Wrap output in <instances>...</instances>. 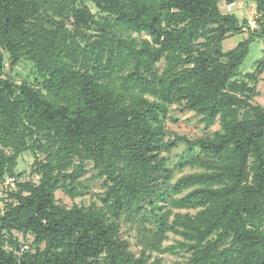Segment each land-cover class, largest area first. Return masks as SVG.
Returning a JSON list of instances; mask_svg holds the SVG:
<instances>
[{
	"label": "trees",
	"instance_id": "16d2710c",
	"mask_svg": "<svg viewBox=\"0 0 264 264\" xmlns=\"http://www.w3.org/2000/svg\"><path fill=\"white\" fill-rule=\"evenodd\" d=\"M86 1L104 16L96 19ZM254 1L256 30L222 13L219 0H0L11 62L25 56L43 77L42 86L4 77L0 50V178L24 151L47 152L35 161L39 179L18 181L0 208V264H145L112 227L167 199L162 152L176 102L207 123L219 120L230 141L210 143L209 170L172 186L180 193L198 185L173 201L199 209L183 222L195 242L187 264H264V107L251 104L254 87L237 79L251 42L264 43V0ZM46 5L94 25L96 41L81 46L63 22L37 25ZM243 27L247 37L223 51L221 42ZM141 33L148 38L134 36ZM257 64L264 68V57ZM89 159L105 177L102 205H59L57 190L80 194L73 183ZM155 224L159 237L173 227L163 213ZM15 232L33 236L27 249Z\"/></svg>",
	"mask_w": 264,
	"mask_h": 264
},
{
	"label": "rangeland",
	"instance_id": "374dc122",
	"mask_svg": "<svg viewBox=\"0 0 264 264\" xmlns=\"http://www.w3.org/2000/svg\"><path fill=\"white\" fill-rule=\"evenodd\" d=\"M86 5L94 14L96 19L104 16L96 6L86 1ZM219 8L222 13H232L239 23H247L249 29H257V19L260 14L256 11V3L254 0H219ZM80 6V5H79ZM63 11H54L46 7L42 11L40 18L33 20L37 25H51L52 23L63 22L64 30L73 34L76 41L81 46L90 45L92 41H96V30L94 25L81 24L78 25L72 17L68 8ZM264 25V18L262 19ZM247 27H243L240 32L234 33L226 37L221 42L223 51L232 49L241 40L247 37ZM140 40L148 38L145 33L134 34ZM0 50L3 54V74L16 84L27 81L35 86L43 85V77L38 72L34 63L25 56H19L16 63H12L9 52L4 46L0 37ZM264 57L263 40L257 37L250 44L249 52L240 66L237 79L246 80L249 85L254 87V92L250 102L253 105L264 107V68L258 66V61ZM83 60L76 61L77 66H81ZM161 66V64H159ZM247 73H252L248 78ZM183 102H176L169 106L168 116L165 121L167 142L166 149L162 152L165 157V165L170 173L167 182V199H156V203L160 205V209L148 210L142 209L135 219L119 218L117 223L113 222V229L117 232L119 241L125 240L129 245V250L135 257H142L145 264H187L193 256L195 242L188 236L184 221L186 217H194L198 208H181L173 203L179 197L184 195L190 189L197 187L194 185L180 193H174L172 186L182 177L206 172L210 168V161L213 158V146H227L230 141L220 126L219 120L214 122H205L201 116L184 109ZM195 139H201L204 144H190ZM215 142V143H214ZM43 143L48 145L50 140L43 139ZM217 144V145H216ZM1 148V146H0ZM47 152L39 150L37 154L26 150L18 157L14 167L13 174H6L0 183L4 182L7 177H16L14 186L9 184L0 187V208L4 207L6 201L9 200L7 192L17 187V182L37 181L40 177L34 170L35 161L45 160ZM78 164L75 159L73 164L67 169L70 172L74 166ZM78 178L73 186L77 187L80 194L71 197L64 190H57L55 198L59 205L71 207L74 204L84 207L102 205V197L106 185H104V176L101 174V168L95 160H86L84 167L77 168ZM2 179V180H1ZM163 213L167 226L163 236L156 235V216ZM183 223V224H182ZM14 236L23 243L22 249H27L33 241V236L28 234L23 236L15 232ZM227 238L221 247L228 244Z\"/></svg>",
	"mask_w": 264,
	"mask_h": 264
},
{
	"label": "built area",
	"instance_id": "2783aa9c",
	"mask_svg": "<svg viewBox=\"0 0 264 264\" xmlns=\"http://www.w3.org/2000/svg\"><path fill=\"white\" fill-rule=\"evenodd\" d=\"M15 180H16V177H14V176L7 177L6 180L4 182H2V184L0 183V187L2 185H7V184L14 186L15 182H16Z\"/></svg>",
	"mask_w": 264,
	"mask_h": 264
}]
</instances>
